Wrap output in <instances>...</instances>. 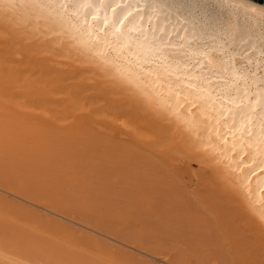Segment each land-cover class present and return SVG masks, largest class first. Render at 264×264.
Returning a JSON list of instances; mask_svg holds the SVG:
<instances>
[{"label":"rangeland","instance_id":"rangeland-1","mask_svg":"<svg viewBox=\"0 0 264 264\" xmlns=\"http://www.w3.org/2000/svg\"><path fill=\"white\" fill-rule=\"evenodd\" d=\"M6 33L0 34V56L10 65L23 71L37 60L58 68L53 60L61 59L49 52L26 51L35 41L16 43ZM70 68L62 70L74 72ZM67 83L75 98L50 94L61 104L45 111L34 105L37 96L33 103L0 97V222L7 230L0 227V252L30 264H61V250L73 264H264V232L245 219L197 151L167 135H133L122 120L83 106L71 109L110 88L89 73ZM91 99L104 111L103 98ZM32 244L44 247L38 259L21 255Z\"/></svg>","mask_w":264,"mask_h":264},{"label":"bare ground","instance_id":"bare-ground-1","mask_svg":"<svg viewBox=\"0 0 264 264\" xmlns=\"http://www.w3.org/2000/svg\"><path fill=\"white\" fill-rule=\"evenodd\" d=\"M190 2L0 0V34L7 32L16 43L32 39L34 48L28 45L27 52L40 49L61 59L53 60L56 69L35 60L20 71L0 56V97L33 103L31 98L37 96L34 105L45 111L49 104H61L52 95L47 97L50 94L66 92L75 98L73 85L67 83L70 78L95 75L110 94L98 87L71 109L83 106L98 116L122 120L133 135L150 134L159 140L167 135L197 151L232 191L245 219L264 232V17L259 14L264 5L243 0L246 7H236L235 0H200L211 5L209 19L198 13L189 16L181 6ZM62 67L75 70L70 73ZM91 98H103L104 111L98 112V103ZM110 107L123 111L113 115ZM5 226L0 222L4 233ZM41 248L32 244L20 252L37 258ZM61 251L59 263L75 262ZM3 254L0 261L5 264L31 263Z\"/></svg>","mask_w":264,"mask_h":264},{"label":"snow or ice","instance_id":"snow-or-ice-1","mask_svg":"<svg viewBox=\"0 0 264 264\" xmlns=\"http://www.w3.org/2000/svg\"><path fill=\"white\" fill-rule=\"evenodd\" d=\"M167 6L173 7V4L169 3ZM235 6L236 7H246V5L243 3V0H235ZM181 7L184 9V11L188 12L189 16L198 13V14H200L201 17H207L210 19L211 5H206L202 2H200V0H191L190 3L182 5ZM177 10H179V9H177ZM248 10L255 11V9H248ZM259 14L262 17H264V9H261Z\"/></svg>","mask_w":264,"mask_h":264},{"label":"water","instance_id":"water-1","mask_svg":"<svg viewBox=\"0 0 264 264\" xmlns=\"http://www.w3.org/2000/svg\"><path fill=\"white\" fill-rule=\"evenodd\" d=\"M254 2H257V3H260V4H263L264 5V0H252Z\"/></svg>","mask_w":264,"mask_h":264}]
</instances>
